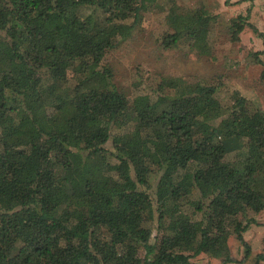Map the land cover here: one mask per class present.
I'll return each mask as SVG.
<instances>
[{"label": "trees", "instance_id": "trees-1", "mask_svg": "<svg viewBox=\"0 0 264 264\" xmlns=\"http://www.w3.org/2000/svg\"><path fill=\"white\" fill-rule=\"evenodd\" d=\"M181 1L0 0V264H226L231 236L249 248L264 112L215 82L134 97L114 83L145 13L165 14L163 49L215 60L217 17ZM246 28L264 46L241 15L228 41Z\"/></svg>", "mask_w": 264, "mask_h": 264}, {"label": "rangeland", "instance_id": "rangeland-1", "mask_svg": "<svg viewBox=\"0 0 264 264\" xmlns=\"http://www.w3.org/2000/svg\"><path fill=\"white\" fill-rule=\"evenodd\" d=\"M179 6L184 9L202 8L217 17L213 30L208 34L218 44L215 60L200 59L182 49H163L159 41L166 25H169L165 14L145 13L134 33L111 57L114 83L134 97L151 94L157 86L173 79L188 84L200 80L215 82L220 89L239 92L264 112L263 68L253 56L264 50L262 39L248 28L241 33L238 43H230L226 37L230 20L239 15L248 16V23L264 35V0H184ZM55 25L50 23L47 30L54 32ZM261 60L264 62V54ZM163 91L168 93L167 88ZM153 97L154 102L161 100L157 95ZM243 239L249 248L242 246L234 236L229 238L226 254L231 262L226 264H254L256 255L263 249L264 209L243 233ZM223 260L200 255L191 261L194 264H222Z\"/></svg>", "mask_w": 264, "mask_h": 264}]
</instances>
